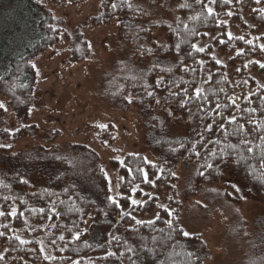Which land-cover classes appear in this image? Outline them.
Returning <instances> with one entry per match:
<instances>
[{"label": "trees", "instance_id": "16d2710c", "mask_svg": "<svg viewBox=\"0 0 264 264\" xmlns=\"http://www.w3.org/2000/svg\"><path fill=\"white\" fill-rule=\"evenodd\" d=\"M78 1L0 0V20L3 17L0 21V92L8 97L19 120L28 117L35 100L39 72L36 66L33 67V58L59 41L63 32L62 25L46 2L65 5ZM161 1L156 0L155 3ZM113 2L120 4L121 0H101V11L93 18L97 23H109L118 18L117 34L128 53L126 66L119 63L121 73L114 78L112 94L123 106L133 104L152 120L156 119L157 109L167 122L171 121L176 111L179 119L187 123L188 132L165 144L159 160L149 159L142 151H126L120 158L111 157L110 164L117 171L116 195L112 194L108 175L97 166V159L95 163L96 157L93 161H86V172L79 163L74 173L66 167L53 179L54 185L36 184L26 176L23 168L11 171L0 169V211L5 212L4 216H0V233H4L0 236V264H131L130 257L136 260V264H193V261L204 264L209 252L202 234L182 235L181 230L186 231L181 221L182 202L171 195L168 204L164 205L166 207H161L157 194L152 192L155 184L172 185L171 180L177 176L172 173L179 163L189 173V190L197 191L206 183H218L223 168L228 166L248 182L253 192L264 197V184L253 179L248 171L249 165L257 169V174L262 170L259 150L253 153L244 151L245 162L236 164L235 153L242 149H227L233 157L227 164L221 163L219 149L229 142L238 144L242 137L229 135L225 139L220 131H204L206 124L215 119L225 122L231 132L236 125H227V120L234 114L246 128L252 127L246 123L247 119L264 117V87H260L263 84L254 75L255 72L264 74V68L260 67L264 64V49L261 48L264 45V13L259 11L264 8V0H260L259 4L256 0H231V3L217 0L210 5L214 9L213 16H207L206 9L195 5L194 0H188L193 3L191 9L178 8V3L183 0H175L171 18H151L149 12L126 6L113 9ZM131 2L140 7L143 5L139 0ZM208 3L209 0H204V4ZM229 12L232 15H228ZM198 14V19H189ZM245 14L252 25H249ZM176 17L180 18L179 22ZM169 25L180 35L170 30ZM231 26H238V33H231L229 38ZM192 30H195V35ZM241 36L243 40L239 39ZM249 40L251 44L247 43ZM201 42L206 44L200 45ZM177 43L181 44L179 53L175 49ZM192 44L205 47V51L196 52ZM149 48L153 51L148 52ZM241 49L243 52L238 55ZM216 51L227 60L218 58ZM74 53L72 62L86 57L89 50L86 47L83 53ZM145 60H149L146 65L143 64ZM216 60L221 63H216ZM185 66L196 71H185ZM166 68L172 71H164ZM141 75L143 78H140ZM160 77H163V83L157 86L156 81ZM196 87H203V95L209 100L192 99L182 106L181 100H187L182 89L187 88L188 95L193 96ZM148 91H153L155 95L148 96ZM228 97H239V109L231 105ZM217 101L221 105L228 104L229 108L217 110L219 116L214 112L211 116L206 115L215 109ZM249 107L257 111L252 114L241 112ZM2 113L3 108H0ZM31 131V125H20L15 130L2 129L0 145L11 147H0V160L19 156V152L13 149ZM201 133L204 134L203 139ZM255 135L253 133V137ZM217 139L220 144L215 143ZM209 140L212 143H208ZM255 142L259 143L258 139ZM181 143L184 147L180 146ZM193 143L195 150L200 152L199 157L192 151ZM74 146L86 145L77 143ZM211 151H217L216 158L210 157ZM29 160L37 162L38 159L27 158L25 165L31 163ZM206 163L219 165V171L206 168ZM129 168L133 170L131 173ZM140 168L148 173L154 185L144 182L143 174L136 171ZM199 172H204V175H199ZM87 187L91 191L86 190ZM133 188H136L135 192ZM110 196L119 201V206L108 199ZM135 198L144 203L133 205L131 199ZM236 198L242 199L239 194ZM13 208L16 209V216L8 215ZM154 211L156 214L152 217L145 216ZM128 212L131 216L122 217V213ZM169 212L172 214L169 215ZM168 220L173 222L171 227L166 223ZM137 221L145 223L137 224ZM148 221L154 223L149 225ZM76 232H80L78 240L73 239ZM61 235L63 240L59 238ZM17 236L28 243L21 244ZM41 239L51 247L49 255L55 259L44 258L47 254L40 251ZM129 247L134 249V253L127 251ZM187 252H194L195 257L189 258ZM196 257L199 259L196 260Z\"/></svg>", "mask_w": 264, "mask_h": 264}, {"label": "rangeland", "instance_id": "374dc122", "mask_svg": "<svg viewBox=\"0 0 264 264\" xmlns=\"http://www.w3.org/2000/svg\"><path fill=\"white\" fill-rule=\"evenodd\" d=\"M139 1L151 18H171V9L176 5L175 0L159 4ZM46 5L62 25V36L33 58L39 80L26 119H18L8 97L0 92V102L5 105L0 114V131L15 130L20 125H31L32 129L13 149L19 156L1 159L0 169L23 168L36 184L54 185L53 179L66 167L74 173L79 163L86 172V161L96 157L95 163L97 159V166L108 175L112 194L116 195L117 171L110 164L111 157L142 151L149 159L159 160L165 144L187 133L188 125L176 111L167 122L157 109L156 119L152 120L137 106H123L116 100L113 81L121 73L119 63L126 66L128 53L117 34L118 18L109 23L94 22V16L101 11V0ZM244 16L252 25L249 16ZM230 33H238V26H231ZM86 47V57L70 61L74 52L83 53ZM216 55L227 60L219 51ZM147 63L149 60L143 61ZM254 75L264 85V74ZM100 124L107 128L98 127ZM77 143L86 146L75 147ZM27 158L38 160H29L31 163L25 165ZM174 173L177 176L171 186L155 184L152 192L158 196V205H167L171 195L182 202V225L190 233H201L207 244L209 255L204 264H264V197L253 192L248 182L228 166L223 168L218 183H206L197 191L188 189L189 173L181 163ZM86 190L91 191L88 187ZM238 194L242 199L236 198ZM154 214L156 211L145 216ZM40 241L49 255L51 247L43 239Z\"/></svg>", "mask_w": 264, "mask_h": 264}, {"label": "snow or ice", "instance_id": "6c2138e0", "mask_svg": "<svg viewBox=\"0 0 264 264\" xmlns=\"http://www.w3.org/2000/svg\"><path fill=\"white\" fill-rule=\"evenodd\" d=\"M156 0H152V3L155 4ZM224 3H231V0H223ZM257 4L260 3V0H256ZM217 3V0H209V3L208 4H204V0H194V4L195 5H202L204 9H206L207 11V16H213L214 15V9L210 6L211 4H215ZM123 6H126L127 8L129 9H135V10H138V11H144L143 8H141L139 5H134L131 0H121L120 4H117L115 2H113L111 4V7L113 9H116L118 7H123ZM178 8L180 9H191L193 8V3H189L188 0H183L182 3H178ZM253 11H257L256 9H254ZM259 11L261 13H264V8H261L259 9ZM147 14V13H145ZM200 14H198L197 16H193V17H189V19H198ZM228 15H232L231 12L228 13ZM207 16L205 17V19H207ZM176 20L179 22L180 18L179 17H176ZM185 28H187V25H185ZM169 29L170 30H173L171 28V25H169ZM175 32V34L177 36L180 35L179 31L178 30H173ZM192 34L195 35L196 32L195 30H192ZM205 35H207V33H205ZM229 35V38H231V33L228 34ZM239 39L243 40L244 37L241 36L239 37ZM182 42H186V41H182ZM221 43H224V41H220ZM247 43L251 44L252 41L249 40L247 41ZM191 47L196 51V52H204L205 51V47H200L196 44H192ZM261 48L264 49V45H261ZM175 49L176 51L179 53L181 52V44L180 43H177L175 44ZM148 52H152L153 49L149 48L147 49ZM243 52V49L239 50V52L237 53L238 55L241 54ZM213 58L215 59V57L213 56ZM199 63L203 64L204 62L203 61H200ZM216 63H221L220 60H216ZM33 67H35V65H33ZM155 67V66H154ZM260 67L261 68H264V64H260ZM185 71H193L195 72L196 69H189L187 66H185L184 68ZM164 71H167V72H171L172 69L171 68H166L164 69ZM136 77H133V79H135ZM140 78H143V76L141 75ZM211 79V75L208 76V80ZM207 81H205L206 83ZM163 83V77H160L159 79H157L156 81V84L157 86L161 85ZM169 83H175L173 81H170ZM187 83V82H185ZM260 87H264V85H261ZM185 97H187V100L185 99H182L181 100V104L182 106L183 105H186L188 103V101H191L192 99H197V100H200V99H203L205 101L209 100V97L206 96V95H203L204 93V88L203 87H196L195 90H194V95L193 96H189L188 95V89L187 88H184L182 89ZM221 92L224 91L223 88L220 89ZM147 95L148 96H154L155 93L153 91H148L147 92ZM172 95H177V93H172ZM129 102H131V98L129 97ZM228 99L231 101V105L235 106L237 109H239V104L237 103V100L239 99V97H228ZM245 99H248V97H245ZM159 102V101H157ZM229 108V105L228 104H224V105H221L218 101L215 105V109L211 110L210 112L206 113V115L208 116H211L212 113L214 112L215 115L219 116L220 115V112L217 111L221 108ZM262 107H264V98H262ZM0 108H5V105L3 102H0ZM257 111L256 108H247V109H242L241 112H247L249 114H252V113H255ZM203 119V117H202ZM247 124L249 125H252L251 128H246L245 127V124L243 123H239L238 121V118L237 116L234 114L232 116H230L227 120V125H232V124H235L236 126L234 128H232L231 132H229L227 126H226V123L225 122H217L215 119H213L212 123H207L205 128H204V131L205 133H212L213 131H220L221 134L225 137V139H227V137L229 135H232V136H236V137H242L239 139V142L238 144H233V143H226L225 144V147L224 148H221L219 149V156H220V162L221 163H224V164H227L229 162V160L232 159L233 157V153L228 151L227 149H242V151H237L235 153V160L234 162L236 164H240L242 162H245V156L243 155V152L246 151L247 153H253L255 150H259V153H260V167H261V171H259V174H257V169L251 165H249L248 167V171H249V175L252 176L253 179H256V180H259L262 184H264V117L262 118H259V119H252V118H249L247 119L246 121ZM98 127L104 129V128H107V125L105 124H100L98 125ZM253 133H255L256 135L253 137ZM201 136V139L204 138V134L201 133L200 134ZM249 137H253L252 139H249ZM258 139L259 143H256L255 141ZM208 143H212L211 140L208 141ZM216 144H220L221 141L219 139H217L215 141ZM181 147H184L183 143L180 144ZM205 147L207 146V144L204 145ZM0 147H11L10 145H0ZM196 145L195 143H193V146H192V151L195 152V155L197 157L200 156V152L199 151H196ZM218 155L217 151H211L210 152V157L212 158H216ZM57 159H61V157H56ZM146 159V158H145ZM150 163V162H149ZM121 164L123 165L124 162L121 161ZM206 168H211V169H214L216 171H219V165L217 164H214V163H206L204 165ZM128 171L131 173L133 170L131 168L128 169ZM136 171L138 172H141L143 174V180L145 183H152L154 185V181H150L149 178H148V173L140 168V169H136ZM172 175H175V173H172ZM199 175L203 176L204 175V172H199ZM120 179H123L122 177ZM26 183V181H25ZM5 187H7V185H5ZM138 187V186H137ZM173 187H175L173 185ZM235 188V186H233ZM237 192H239L240 190L238 188L235 189ZM133 192L136 191V188H133L132 189ZM149 197H150V194H148ZM5 199H8V197H5ZM108 199L110 201H112L113 204H116L117 206H119V201H117L115 199V197H108ZM131 203L133 205H137V204H142L144 203V201H140V200H136V199H131ZM161 207H166L164 205H161ZM33 212L37 211V209H32ZM40 212H43L44 209H39ZM52 211L55 212L56 209L53 207L52 208ZM17 212H16V209L13 208L11 210L10 213H8V215H11V216H16ZM172 213L169 212V215H171ZM5 215V212L4 211H0V216H4ZM21 215H23V213H21ZM122 217L124 215H127V216H131V213L128 212V213H122L121 214ZM51 218V217H49ZM133 219H135L133 217ZM157 219H159V217H157ZM141 223H145L144 221H137V224H141ZM149 225L153 224L154 221H148L147 222ZM166 223L169 225V227L172 226V220H168L166 221ZM2 227H7V225H3ZM161 231H163L161 229ZM182 231V235L185 236V237H188L190 235H192V233L188 232V231ZM4 235V233H0V236ZM61 240L64 239V237L61 235L59 237ZM80 238V232H76L75 235L73 236V239H76L78 240ZM17 240H20V243L21 244H27L28 241L26 240H22L19 236L16 237ZM155 239V237L153 238ZM41 244V248H40V251L43 252L44 251V247H43V241H40L39 242ZM128 252L130 253H134V249L132 247H129L127 249ZM108 255H114V253H108ZM187 256L189 258H192V257H195V253L194 252H187ZM2 258V257H0ZM46 260H52V259H55V257L51 256V255H46L44 257ZM199 257H196V260H198ZM130 260H131V264H136V260L134 259H131L130 257ZM76 264H78V262H76ZM193 264H195V262L193 261Z\"/></svg>", "mask_w": 264, "mask_h": 264}]
</instances>
